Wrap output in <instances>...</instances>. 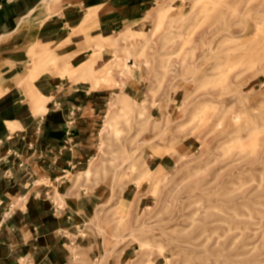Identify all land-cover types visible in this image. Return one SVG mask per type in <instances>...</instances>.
Instances as JSON below:
<instances>
[{
    "label": "rangeland",
    "instance_id": "obj_1",
    "mask_svg": "<svg viewBox=\"0 0 264 264\" xmlns=\"http://www.w3.org/2000/svg\"><path fill=\"white\" fill-rule=\"evenodd\" d=\"M199 1L100 34L92 67L33 62L26 81L57 70L98 98L64 264H264V0Z\"/></svg>",
    "mask_w": 264,
    "mask_h": 264
},
{
    "label": "crops",
    "instance_id": "obj_2",
    "mask_svg": "<svg viewBox=\"0 0 264 264\" xmlns=\"http://www.w3.org/2000/svg\"><path fill=\"white\" fill-rule=\"evenodd\" d=\"M49 1L0 0V264H64L78 238L75 209L85 207L68 175L91 150L98 98L57 70L26 81L33 62L41 67L50 51L78 68L93 57L94 38L135 28L158 2L55 0L49 15ZM30 90L48 100L44 110Z\"/></svg>",
    "mask_w": 264,
    "mask_h": 264
},
{
    "label": "bare ground",
    "instance_id": "obj_3",
    "mask_svg": "<svg viewBox=\"0 0 264 264\" xmlns=\"http://www.w3.org/2000/svg\"><path fill=\"white\" fill-rule=\"evenodd\" d=\"M201 1H199L198 0V3H200ZM208 2V1H207ZM192 11V10H191ZM190 13V12H189ZM193 13V12H192ZM198 13V12H197ZM188 15V14H187ZM192 15V14H191ZM194 15V14H193ZM182 17V16H181ZM186 19V18H185ZM182 20V19H181ZM180 20V21H181ZM184 20V19H183ZM187 20V19H186ZM179 21V20H178ZM179 21V22H180ZM176 22V21H175ZM138 25V24H137ZM179 25V24H178ZM181 25V24H180ZM174 30V29H173ZM183 30V29H182ZM181 29L179 30V31H182ZM178 31V32H179ZM129 32V29L126 31H123V34H127ZM180 33V32H179ZM174 35V34H173ZM102 46V45H101ZM102 48V47H101ZM100 55H102V54H100V53H98L93 59H92V61L89 63V64H87V63H85V65H84V68H88V67H92L93 65V63H95V61L97 62V58H99L100 57ZM92 65V66H91ZM94 68V67H93ZM27 79H28V77H27ZM26 79V80H27ZM31 100H32V103H33V105H37V102L39 101V99L36 97V96H31ZM31 102V101H30Z\"/></svg>",
    "mask_w": 264,
    "mask_h": 264
}]
</instances>
